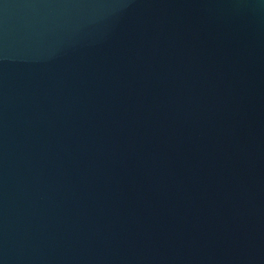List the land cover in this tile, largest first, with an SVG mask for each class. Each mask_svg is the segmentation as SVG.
<instances>
[{"label": "water", "instance_id": "obj_1", "mask_svg": "<svg viewBox=\"0 0 264 264\" xmlns=\"http://www.w3.org/2000/svg\"><path fill=\"white\" fill-rule=\"evenodd\" d=\"M0 264H264V0H0Z\"/></svg>", "mask_w": 264, "mask_h": 264}]
</instances>
